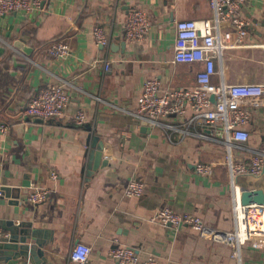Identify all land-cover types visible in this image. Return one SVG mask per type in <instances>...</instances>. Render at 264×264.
Here are the masks:
<instances>
[{
  "label": "crops",
  "instance_id": "obj_1",
  "mask_svg": "<svg viewBox=\"0 0 264 264\" xmlns=\"http://www.w3.org/2000/svg\"><path fill=\"white\" fill-rule=\"evenodd\" d=\"M137 7L148 11L153 28L143 39L131 40L124 23ZM43 8L0 16V121L11 125L3 136L0 176L11 187L21 186L18 203L13 195L0 197V228L22 222L42 230L48 241L38 263L19 256L6 264H77L69 257L76 241L92 247L86 264H118L110 254L118 244L134 246L140 260L154 254L164 264H264V242L257 238L234 257L189 225L152 219L159 207L169 205L199 215L210 226L233 230L242 187L264 188V172L232 181L224 144L207 122L190 121L191 109L182 120L159 123L136 114L146 77L160 78L162 91L196 85L203 63L173 61L175 22L213 18L209 0H48ZM243 15L252 24L239 41L226 24L237 43L215 58L217 71L224 61L228 64L212 76L216 84L264 80V0H248ZM97 25L109 34L106 46L95 40ZM54 39L70 44L66 59L49 54ZM62 81L71 94L62 114L46 123L36 115L23 118L38 87ZM79 108L87 118L82 124L74 118ZM251 113L250 138L244 148L233 149L243 159L264 145V105ZM93 135L104 141L108 163L87 179L84 154ZM197 160L213 163V173H198ZM134 177L144 181V193L125 196L123 189ZM25 180L29 186H23ZM36 185L50 194L32 204L27 194Z\"/></svg>",
  "mask_w": 264,
  "mask_h": 264
},
{
  "label": "built area",
  "instance_id": "obj_2",
  "mask_svg": "<svg viewBox=\"0 0 264 264\" xmlns=\"http://www.w3.org/2000/svg\"><path fill=\"white\" fill-rule=\"evenodd\" d=\"M48 0H0V16L9 12L30 14L44 9ZM248 0H209L214 11L213 18H180L176 20V34L173 61L202 62L203 66L196 72L195 86L172 87L161 90L162 80L156 76L146 77L141 94L138 96L136 114L143 119L159 123L161 119L171 118L182 120L188 109L192 110L193 121H205L213 129L214 135L225 146L224 163L228 166L232 181L240 174L258 176L264 172V145L248 159L240 158L234 148H244L250 138L248 124L252 119L251 110L264 105V80L260 82L228 83L225 80L216 84L213 75L217 71L216 57L223 48L233 47L248 32L252 22L243 15V7ZM125 35L131 40H141L153 28L150 15L144 7L132 8L125 20ZM232 30H236V42L232 39ZM95 40L104 46L109 44L110 37L103 26L94 28ZM70 44L61 39L48 43L50 55L56 59H66L70 54ZM109 62H107V66ZM212 96L215 99H212ZM71 94L66 82H56L36 89L28 99L23 112L26 116H38L48 122L55 115L62 114L71 101ZM77 124L84 123L86 113L83 108L77 109L74 115ZM11 129L7 122L0 121V150L4 146L3 136ZM216 139V138H215ZM194 169L200 174L213 173V163L195 161ZM53 177L56 176L52 172ZM125 196H141L144 193V181L140 177L129 180L123 189ZM49 189L44 185H36L27 194V201L32 204L45 200ZM236 227L233 230L219 229L205 223L202 218L191 212H179L169 205L159 207L153 220L170 224L175 227L189 225L198 231L200 236L209 238L215 245H224L230 249L231 256L240 257L241 247L252 238L264 242V204L240 202L235 205ZM7 234L0 228V236ZM69 257L72 262L86 264L92 253V247L76 241L70 247ZM111 257L118 264H164L156 255L150 254L140 260L136 248L118 244L111 249Z\"/></svg>",
  "mask_w": 264,
  "mask_h": 264
},
{
  "label": "water",
  "instance_id": "obj_3",
  "mask_svg": "<svg viewBox=\"0 0 264 264\" xmlns=\"http://www.w3.org/2000/svg\"><path fill=\"white\" fill-rule=\"evenodd\" d=\"M14 43L20 48L27 50V46L20 40H16ZM212 99L214 100L215 97L212 96ZM103 150L104 141L101 140L100 136L93 135V144L90 149L85 151L84 154L85 157L82 172L87 175V179L91 178L94 170H96L99 166L108 163L107 159L103 158ZM29 185L30 182L28 180L23 182V186ZM20 192L21 186L17 185L16 187H11L2 181L0 176V197L13 195L12 197L14 198V202L18 203L21 195ZM241 203L264 204V188H249L243 186ZM2 227L7 234L0 236V264H6L12 259L19 258V256L27 257L30 260L34 259L37 263L43 259V246L46 245L48 241L47 238L42 236V230L38 228H29V225H25L22 222L14 224L13 221L3 223ZM28 239L31 241H28Z\"/></svg>",
  "mask_w": 264,
  "mask_h": 264
}]
</instances>
